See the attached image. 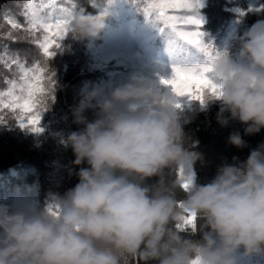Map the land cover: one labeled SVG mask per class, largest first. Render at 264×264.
<instances>
[{"label": "clouds", "instance_id": "obj_1", "mask_svg": "<svg viewBox=\"0 0 264 264\" xmlns=\"http://www.w3.org/2000/svg\"><path fill=\"white\" fill-rule=\"evenodd\" d=\"M115 3L104 0L95 15L79 11L69 32L81 41L100 39ZM246 36L239 49L244 64L227 52L211 63L208 75L220 95L206 101L222 104V126L227 113L252 135L264 130V21ZM73 122L82 127L63 143L73 151L79 183L56 201L55 211L0 203V264H237L241 249L264 253V146L239 166H222L210 183L182 187L185 199L178 204L162 181H147L173 166L194 165L200 156L184 147L173 103L149 80L134 75L110 93L85 88ZM229 143L245 147L239 133ZM188 215L203 220L199 240L170 227Z\"/></svg>", "mask_w": 264, "mask_h": 264}, {"label": "trees", "instance_id": "obj_2", "mask_svg": "<svg viewBox=\"0 0 264 264\" xmlns=\"http://www.w3.org/2000/svg\"><path fill=\"white\" fill-rule=\"evenodd\" d=\"M103 2L97 0L93 6L89 0H0V120L3 121L0 124V203L33 211H42L47 207L55 211L56 201L79 183V168L73 163L75 156L63 141L71 132L79 131L82 127L73 122V109L79 105L83 90L99 87L110 93L130 83L134 75L149 80L157 92L166 101H171L174 107L181 105L175 107V111L185 133L184 147L200 156L194 165L183 168L184 176L189 172L196 184L210 183L222 166H239L252 151L264 146V130L248 135L246 126L231 120L227 113L224 115L229 118V123L226 127L222 126L218 122L222 107L219 101H206L202 105L199 101H191L187 97L178 98L173 91L169 92L170 88L162 80L172 76L174 65L162 64L157 53H147L146 47L145 52L139 54L130 43L129 59L118 64L111 61L104 67L97 63L93 55V41H81L68 32L64 39L57 41L59 48L50 49L55 55L45 56L36 41L39 38L42 42L46 33L40 30L29 34L26 18L22 15L25 5L31 4L30 10H35L41 20L55 23L83 9L95 15L102 10L99 5ZM122 3L135 9V15L130 18L143 19L150 0H116L111 11ZM201 3L202 7L198 11L203 21L201 31L205 34V42L219 53H229L238 64H244L239 60L240 45L247 38L248 30L258 21H264V0H201ZM241 11L246 15L241 16ZM150 16L155 18L154 14ZM10 19H15L23 27L12 28L8 23ZM110 23L119 25L114 16L108 25ZM105 32L94 43L107 49L102 45ZM167 38L174 39H170L169 35ZM160 40L161 37L152 40L150 45L161 46ZM120 42L115 49L116 54L125 44ZM195 52L190 60L183 53L177 65L207 62L202 53L196 49ZM12 60H17L18 64L12 63ZM22 70H26L30 76L39 70L38 74L42 76L45 86L47 110L42 109L40 112L42 132L38 134L19 127L18 115L22 114H19L18 109L13 111L12 108L2 106L9 102L7 93L11 90V82L17 83L14 94H20ZM86 116L89 120L94 119L91 110ZM234 133L242 136L244 148L229 143V136ZM83 167H87V164ZM180 169L179 166L166 169L162 177L152 178L147 181V185L158 186L162 181L164 187L174 192L179 204L185 199ZM65 174L68 175L66 180L63 179ZM26 186H34L33 191L27 192ZM202 223V219L196 218L194 230L190 226L185 230L177 229L175 222L170 227L186 238L199 240ZM235 259L237 264H264V253L245 255L241 249L235 254ZM131 264L144 262L137 260Z\"/></svg>", "mask_w": 264, "mask_h": 264}, {"label": "snow or ice", "instance_id": "obj_3", "mask_svg": "<svg viewBox=\"0 0 264 264\" xmlns=\"http://www.w3.org/2000/svg\"><path fill=\"white\" fill-rule=\"evenodd\" d=\"M201 7V0H150L146 14L155 15L156 24L159 25L161 33H165L167 28L170 39L182 41L189 48L198 50L207 58L206 63L174 65L171 78L162 80L164 85L172 89L176 97H187L189 100L199 101L203 105L208 97L219 98L220 92L218 86L208 75L211 71V63L219 56V52L204 40L205 34L201 31L203 21L198 11ZM31 8V4H26L22 11V15L26 18L27 32L32 34L43 30L46 33L43 41L41 42L37 38L36 42L45 56H53L55 52L50 49L60 47L57 41L64 39L69 32L74 15L70 13L67 19L62 18L55 23H49L41 20L35 10H30ZM240 15L244 16L246 13L241 11ZM8 23L14 29L23 27L15 19H10ZM12 63L18 64V61L12 60ZM22 71L23 84L20 87V94H14L17 83L11 82V90L7 93L9 102L3 103L2 106L12 108L13 111L18 109L19 114H22L18 115L19 127L30 129L38 134L42 132L40 112L42 109L47 110L45 86L42 76L38 74L39 70H36V73L31 76L26 70ZM52 99L54 100V96ZM180 106L179 104L175 105L177 108ZM2 123L3 121L0 120V124ZM180 172L183 177L182 187L188 189L194 182L193 176L189 172L187 176H184L183 168L180 169ZM195 220L194 215L185 216L183 223L177 224L176 228L185 230L190 226L194 230Z\"/></svg>", "mask_w": 264, "mask_h": 264}, {"label": "rangeland", "instance_id": "obj_4", "mask_svg": "<svg viewBox=\"0 0 264 264\" xmlns=\"http://www.w3.org/2000/svg\"><path fill=\"white\" fill-rule=\"evenodd\" d=\"M135 13V9L125 6V3H122L120 7L113 10V16L119 22V25H115L114 23L108 25L102 42V45L106 46L107 49H100L102 46L96 45L94 41L91 44L95 49L93 55L99 65L105 67L111 61H114V64L125 62L131 56L130 43L134 45L136 53H144L145 47L147 53L151 55L157 53L158 59L162 64H179L183 53L188 60L194 56V49L189 48L182 41L176 39L169 40L167 38L169 30H165V33L159 31L158 25L156 24V17L150 19V16L146 14L145 10L143 19L142 17L137 19L130 18ZM160 37L161 46L152 47L150 42L160 39ZM120 41H123L125 44H123L120 52L116 54L115 49L121 43ZM169 78L171 77L166 79ZM171 91L172 89L170 88L169 92ZM63 179H68V175L65 174Z\"/></svg>", "mask_w": 264, "mask_h": 264}]
</instances>
